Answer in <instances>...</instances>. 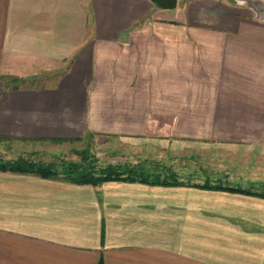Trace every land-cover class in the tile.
<instances>
[{"label": "crops", "instance_id": "0c3cea01", "mask_svg": "<svg viewBox=\"0 0 264 264\" xmlns=\"http://www.w3.org/2000/svg\"><path fill=\"white\" fill-rule=\"evenodd\" d=\"M179 1L0 0V153L264 114V22L233 0ZM248 178L222 183L264 194ZM0 264H264V198L0 170Z\"/></svg>", "mask_w": 264, "mask_h": 264}, {"label": "rangeland", "instance_id": "374dc122", "mask_svg": "<svg viewBox=\"0 0 264 264\" xmlns=\"http://www.w3.org/2000/svg\"><path fill=\"white\" fill-rule=\"evenodd\" d=\"M208 118H213L209 125L217 126V129L162 131L165 135L153 142L126 141L118 137L86 133L80 141L34 145L33 153H26L21 145L16 146L9 154L0 153V162H10L20 157L48 161L78 160L80 156L76 155L75 150L85 148L88 157L95 158L97 165L121 164L119 169L124 176L139 175L144 164H151L144 162V157H151L161 159V162H155L154 165L160 164L162 169L172 166L179 170L186 166L198 180H202L200 175L204 173L209 175L207 178L212 182L217 178L221 182L224 178L235 182L242 177H249L251 185L263 188L264 129L259 126L264 124V114H219L208 115ZM170 132L172 135H169Z\"/></svg>", "mask_w": 264, "mask_h": 264}, {"label": "trees", "instance_id": "16d2710c", "mask_svg": "<svg viewBox=\"0 0 264 264\" xmlns=\"http://www.w3.org/2000/svg\"><path fill=\"white\" fill-rule=\"evenodd\" d=\"M81 139L82 137L75 140L80 141ZM51 142L58 141L53 140ZM75 153L80 156L78 160L61 159L48 161L39 158L32 159L20 157L10 162H0V170L34 174L44 178H57L76 184L97 185L106 181H129L158 185H190L215 190L239 192L264 198L263 193L225 185L219 180L211 182L209 179H204L202 183H190V179L181 180L175 173H171L170 171L150 173L147 172V170H143L141 167V173H139V175L124 176L119 169L121 164L107 163L104 165H97L95 158L90 159L88 157V152L85 148L82 150L77 149ZM161 170L163 169L161 168Z\"/></svg>", "mask_w": 264, "mask_h": 264}, {"label": "water", "instance_id": "95a60500", "mask_svg": "<svg viewBox=\"0 0 264 264\" xmlns=\"http://www.w3.org/2000/svg\"><path fill=\"white\" fill-rule=\"evenodd\" d=\"M157 7L168 10L177 6L178 0H150ZM237 6L246 7L261 22H264V1L263 0H233Z\"/></svg>", "mask_w": 264, "mask_h": 264}]
</instances>
